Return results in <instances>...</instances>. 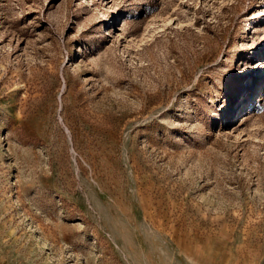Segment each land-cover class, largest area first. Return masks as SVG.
Segmentation results:
<instances>
[{
    "label": "rangeland",
    "instance_id": "1",
    "mask_svg": "<svg viewBox=\"0 0 264 264\" xmlns=\"http://www.w3.org/2000/svg\"><path fill=\"white\" fill-rule=\"evenodd\" d=\"M0 264H264V0H0Z\"/></svg>",
    "mask_w": 264,
    "mask_h": 264
}]
</instances>
